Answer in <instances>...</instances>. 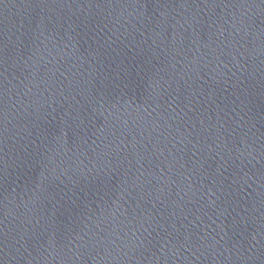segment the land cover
<instances>
[{"label": "water", "instance_id": "water-1", "mask_svg": "<svg viewBox=\"0 0 264 264\" xmlns=\"http://www.w3.org/2000/svg\"><path fill=\"white\" fill-rule=\"evenodd\" d=\"M0 264H264V0H0Z\"/></svg>", "mask_w": 264, "mask_h": 264}]
</instances>
